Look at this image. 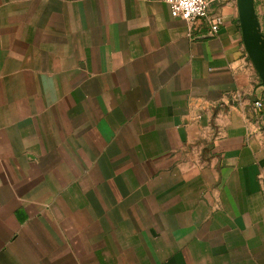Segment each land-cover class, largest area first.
I'll use <instances>...</instances> for the list:
<instances>
[{"label": "crops", "instance_id": "1", "mask_svg": "<svg viewBox=\"0 0 264 264\" xmlns=\"http://www.w3.org/2000/svg\"><path fill=\"white\" fill-rule=\"evenodd\" d=\"M0 0V264H264V87L236 0ZM264 36V0H253Z\"/></svg>", "mask_w": 264, "mask_h": 264}, {"label": "water", "instance_id": "2", "mask_svg": "<svg viewBox=\"0 0 264 264\" xmlns=\"http://www.w3.org/2000/svg\"><path fill=\"white\" fill-rule=\"evenodd\" d=\"M236 3L243 45L264 87V36L260 33L253 0H236Z\"/></svg>", "mask_w": 264, "mask_h": 264}, {"label": "built area", "instance_id": "3", "mask_svg": "<svg viewBox=\"0 0 264 264\" xmlns=\"http://www.w3.org/2000/svg\"><path fill=\"white\" fill-rule=\"evenodd\" d=\"M168 4L171 15L175 18H180L192 25L200 20H206L209 24V33L215 35L221 24L220 17H208V3L205 0H161ZM254 113L262 117L264 111V102L258 99L252 104Z\"/></svg>", "mask_w": 264, "mask_h": 264}]
</instances>
